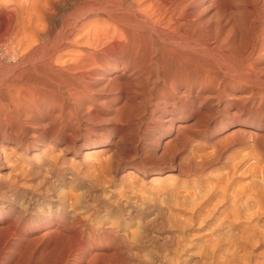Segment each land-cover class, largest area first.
<instances>
[{"label": "bare ground", "instance_id": "bare-ground-1", "mask_svg": "<svg viewBox=\"0 0 264 264\" xmlns=\"http://www.w3.org/2000/svg\"><path fill=\"white\" fill-rule=\"evenodd\" d=\"M206 1L209 0H0V18L6 21V29H4L5 32L0 37V42L12 40L15 42L17 49H15L16 51L14 49L13 51L12 48L8 49L12 46V43L8 42L9 46L7 44H4L7 46H1V43L0 58L5 56L4 58L10 59L13 62L15 56L18 58L12 66L9 65L10 67H8L10 75L8 77L5 75V77H2L4 79L1 78L3 81L0 80V170L8 169L9 159L13 160L10 158L9 153L11 155L15 153H12V151L8 153L7 150L9 148L7 149V146L9 144L13 145L15 149H22L24 147V150H27V144L23 143L24 141H22L21 137L24 135L21 119H23V113L29 109V105L37 106L35 105L36 102L41 104L45 101H48V103L53 101L58 110L62 108L63 114L65 111H63L62 106L66 102L76 103L79 109H83L84 105L87 104H84V102L89 101L95 96L97 92L96 88H99V86L108 88L107 91L109 89L110 91H116L119 88H121L119 89L120 91H123L122 87L124 86L127 87V89L124 88L125 93L128 88L131 90V87L135 89L141 88L144 91H148L149 94L154 87L155 100H158V97L162 100L165 107L170 103V108L173 109L174 107L180 109L186 108L188 104L193 103L195 100L200 101V106L201 103L208 102V100H214L215 106H220L222 98H226L227 100H224L222 108L230 107L231 104L228 101L232 100L239 104L238 112L242 111L243 104L246 103V95L244 92L242 93L244 90L242 84L246 85L248 83L246 82L249 79L248 75H250L248 73L249 71H254L255 67H253V64L255 62L253 58L260 50L258 48H260L262 41H264L263 29L259 26L255 27L257 23L253 24V21L251 22L250 20L249 30H247L249 38L246 40V37L244 38L243 36L248 42L246 44V41L241 40V43L244 41L245 45L237 50V46L235 47V37L238 36H235L236 33L233 35V33L238 23L234 25L235 27L231 25L235 28H233V33L231 27L230 30L224 31V29L222 30L218 27L216 29V26L212 29L201 23V18L199 17L204 14L197 15L196 8ZM234 3L232 4L234 5ZM217 4L219 6L220 0ZM229 4L231 7V3ZM259 4L264 9V0H253V5L250 9L248 8L249 11L254 13L257 10H261V7H256ZM237 5L240 6L241 4ZM241 7L240 11H242ZM243 11L246 14V9ZM201 13L205 12L201 11ZM222 13L220 16L223 18L222 15L225 12ZM263 13L259 14L263 16ZM234 15L231 16L230 14L229 19L231 20L230 17L233 18ZM215 16L217 17L218 15L215 14ZM224 16L226 15L224 14ZM237 20L234 19L235 22ZM225 22L223 27H225ZM230 22L227 23L230 24ZM210 24L213 25L211 22ZM237 28L239 29V26ZM243 29L242 35H247L246 26ZM246 45L248 46V50H246ZM18 50L20 51L19 57L17 56ZM261 51L264 50L261 48ZM2 53L5 55H2ZM258 64L257 67H259ZM255 73L257 72L255 71ZM246 75L248 79H246ZM251 75L253 76V74ZM255 78L258 77L255 76ZM228 88L239 93H229L227 92ZM110 91L109 93L107 92L108 95L111 94ZM106 94L104 92V95ZM116 98H119V94ZM141 103H143V100ZM8 105L12 110L8 109ZM130 108L123 112H127V114L132 113L134 117L133 112L135 111H132V109V112H130ZM65 109L66 107H64ZM87 109L85 107V112ZM122 109H125V107ZM71 110L69 109V113ZM102 111L103 109L100 112ZM123 112L120 113V116H122ZM80 114H83V112ZM129 115L131 117V114ZM230 116L233 117L234 113ZM24 120H27V118H24ZM168 121H170V128L175 131V139L166 140L162 144V147L158 145L153 152L154 154H165L168 152L165 156L172 161L178 151L176 148L174 150L173 148L171 149V145L174 147L176 144H179L178 148L180 145L184 146V143L190 142L191 132L187 131L191 129L188 127L186 131V128L182 125L175 126L172 120ZM77 128L74 127V129ZM83 129L85 128L83 127ZM201 129L199 130L201 131ZM241 132L244 133L243 129L238 126L229 134L227 133L228 135L223 136L224 138L221 137L222 142L220 143L226 141L224 143L228 144V140L229 142L235 141V137L236 141H238L239 138L237 137L241 135ZM28 135V138H30L32 134ZM35 136L37 137V135ZM31 138L33 139L34 137ZM122 140L119 139L114 145H111L116 146L117 150H121L123 148L120 149ZM40 145L42 144L40 143ZM228 147L230 145L226 148ZM90 149L92 148L83 150L82 155H86ZM12 150L14 149L12 148ZM112 152H115V150ZM111 156H108V158H113ZM84 158L87 157L84 156ZM131 158L132 156L130 157V161L132 160ZM107 159L106 161H108ZM101 161L103 160L101 159ZM52 163L54 162L52 161ZM97 163L99 164V161ZM102 163L99 165H103ZM104 164L107 165V163ZM128 165L129 170L139 172L142 176L146 174L140 163L132 160ZM29 168H24L27 170V173L30 171ZM63 168L48 165L47 174H49L51 182L49 180L46 184L51 190L55 187L54 183L59 184V186L63 184L71 185L74 194L79 192L76 195L73 194L75 201H72V203L74 204L77 200L78 203L75 204L82 212L77 211L72 204L69 206V209L66 208L64 206L66 200H63L62 194H60L62 192L59 191L57 194L59 193L62 198L59 199V202H57L55 196L50 194L54 197L52 201L57 204L53 206L52 211H47L42 215L33 213L36 203L40 202L42 193H44V191L40 192L36 188L33 191L35 181L33 180V187L30 186L31 189L33 188L32 191H28L25 189L26 185L22 188L23 185L20 187L18 183L19 186H17L15 180L6 181L5 179H0V264L190 263L191 260L185 262V260H182V257V259L180 257H176L175 259L169 257L173 236L165 228L163 221L164 209H155L150 206L151 204L148 205L147 202L141 209H137L132 206L133 204L128 203V200L125 202L127 205L124 204L127 207L121 205V201L119 203L116 202V204H110L108 199L107 202L100 197V192L96 190L97 186L95 188L92 184L96 182L92 177L88 179L90 182H85L82 179L86 177V174H82L84 176L82 178L77 175L79 171L74 170L75 167L73 170L69 169V167V172L62 170ZM97 170L100 172L99 169ZM21 171L23 175V170ZM103 171L105 170L101 169V172ZM11 172L14 173V169ZM24 172L26 171L24 170ZM32 172L30 173L33 177ZM47 174L46 178L48 177ZM13 175H15L14 177L17 176L15 173ZM28 175L26 176L27 178ZM41 176L43 177V175ZM110 177L112 178V175ZM6 179L10 178L7 177ZM29 180L28 183L30 184L31 181L29 182ZM36 186L39 189V187L44 185L38 186L37 184ZM71 186L69 187L71 188ZM61 187V191L66 189L63 186ZM49 189L48 192L45 189V192L48 194ZM54 191L56 192L57 190L55 189ZM68 193L71 194L70 191ZM50 195L48 196L50 197ZM59 195L56 198H59ZM65 195H67V192L63 195L64 199H66ZM102 196H104V193ZM68 197L70 198L72 195H68ZM105 198L107 197L105 196ZM159 208H162V206H159ZM133 222L136 223V228H132ZM197 262L196 260H192L191 264H198L199 262Z\"/></svg>", "mask_w": 264, "mask_h": 264}, {"label": "rangeland", "instance_id": "rangeland-1", "mask_svg": "<svg viewBox=\"0 0 264 264\" xmlns=\"http://www.w3.org/2000/svg\"><path fill=\"white\" fill-rule=\"evenodd\" d=\"M229 1L230 0H220L219 6H217L219 0H216V3L215 0H213V2L212 0L206 1L204 2V4L202 3L201 6L199 5V8H196V13L198 12L197 15L204 14L202 16L199 15L201 16L199 17L201 18V23L204 26L211 27L212 29H214L216 26V29L218 27L219 29L228 31V29L230 30V27L233 29L235 27L234 25L238 23L237 25L239 26V29L237 28L238 26H236L235 28L237 29V31L234 28L235 31L233 29L232 33L234 31L233 35L236 33L235 36H238L235 37V47L237 46L236 49L239 50L242 48L241 46L245 45L244 41L249 38V32L247 30H249V23H251L252 21L253 24L257 23L255 27H262V34L264 35V24H262L264 22V15H261L264 9L259 4L256 7H261L260 9L262 11L257 10L258 12L260 11L259 13L261 14H259L257 11L253 13L249 11L251 6L253 5V0ZM229 3H231V7ZM232 3H234V5ZM237 4L241 5L239 6ZM240 7L242 11L239 10ZM205 8L207 11L205 10ZM243 8L246 9V14L243 13ZM219 10L221 11L219 12ZM201 11L205 13H201ZM226 11L230 13L227 14L228 12L226 13ZM222 12H225L224 14L227 17L224 16ZM214 13L218 16L216 17ZM221 13L223 14V18L220 16ZM233 13H236V15H234ZM230 14L231 16L234 15V19L237 20L238 18V20L240 21L237 20V22H235L234 19L230 17L234 22L233 23L229 19ZM237 14L240 17L242 16V18L240 19ZM227 19H229L231 22ZM246 19H248L249 21H246ZM255 19H257L258 21ZM219 20L224 21L221 22ZM225 21L230 22V24ZM5 22L6 21L3 18H0V37L5 32ZM210 22L213 25H211ZM224 22L225 27H223ZM231 25L234 27H232ZM245 26L247 35H242L244 32L243 28H245ZM238 30L240 31L238 32ZM243 36L244 38L246 37V40L243 38ZM241 40H244L242 41V43L244 44L241 43ZM8 42L10 44L12 43V46L7 48L9 50L10 48H12V50H15L16 44L12 40H9L7 42H0V45L2 43L1 46H3L4 44H7L9 46L10 44ZM247 42L248 41H246V44ZM263 44L264 41H262L260 48H258L260 49L258 53L254 55L253 59L255 63L253 64V67L255 68H252L254 71H249V79L246 75V79H248L246 80V82H248L246 83V85H248L246 86L242 84V87L244 89L242 93L244 92V94L246 95V103H244L245 105L243 104L242 111L240 112H238L239 104L235 103L236 101L232 100L228 101L231 104L230 107L227 106L225 109L222 108L224 100H227L226 98H222V103L220 106H215L214 100H208V102L206 101L204 103H201V106L204 105L201 107L199 103L200 101L198 102V100H195L193 103L188 104V108L186 107L180 109L178 107H174L173 109L170 108V103L168 104L169 106L167 105L165 107L161 99L157 97L158 100H155L156 96L154 95V87L150 94L148 91H144L141 88L135 89L131 87V90H129V88L128 90H126V95L124 88L127 89V87L124 86L122 87L123 91L119 90L121 88L116 90L117 93L113 90L115 94L109 89L112 95H108V88L106 89L99 86V88H96L97 92L93 97L95 100L92 98L93 100L90 99L89 101L84 102V104H87H83V109H79V106H77L76 103H64V105L62 106L63 111H65L64 114L62 112V108L61 110H58L53 101H50V103H48V101H45L41 104L36 102L37 104L35 103V105L37 106L32 105L34 107L29 105V109L27 110V112L23 113V119H21L23 126L22 131L24 134L21 137L22 141H24L23 143L27 144V150L25 151L24 147L22 149H15L11 144L7 146V149H11L7 150L8 153L11 151L12 153H15L12 155L11 153H9L10 158L13 159H9V162L11 161L10 163H12L13 165H10V163L8 162V169L0 170V179H5L6 181L15 180L17 186L20 185L21 187L23 185L22 188H24V186L26 185L27 188L25 187V189H27L28 191H32L33 188L31 189L30 186H32L35 181L33 191L36 188V190L40 192L44 191L45 195L44 193H42V200L40 199V202L36 203L33 213L42 215L47 211H52L53 206L57 205L54 201H52L54 200V197H52V195L55 196L57 202L60 201L59 199L63 198V200H66L65 202L70 203L68 204L64 202V206L66 208L69 209V206H71L72 204V206L76 208L77 211L82 212L75 204L78 203L77 200L74 204L72 203V201H75V198L73 197L74 193L71 185L63 184L59 186V184L54 183L55 187L52 186L53 189L51 190V188L49 187V189L48 185L46 184V182L50 180V176H48L49 174H47L48 165H54L57 168L64 167L62 169L64 171H68L69 169L73 170L75 167L74 170L79 171V173L77 174L79 177L83 178L84 176L82 174H86L85 176L88 177H85L82 180L87 182L89 181V177H92V179L96 181L95 183L91 182L94 187L96 188L97 186V188H100L101 186L100 189L96 188V190L100 192H98L100 197H102V199H105L106 201L108 199V201H110V204H116V202L119 203L121 201V205H124L128 200V203L130 202V204H133L132 206L137 209H141L146 204V202L148 205L151 204L150 206L154 207L155 209H164L163 221L165 223V228L167 232H169L173 236L172 247L170 248L169 252V257L171 259L182 257L183 259H181L185 260V262H188V260H196V262H199H197L198 264H264V51H261V48L262 50H264ZM246 50H248V46ZM3 54L4 53H2V55ZM17 54V56L19 57V50L17 51ZM4 57L0 58V80L4 79L2 77H5V75L6 77L10 75V73H8V67L12 66L15 61L18 60L16 56L14 62ZM256 58L258 61L256 60ZM255 64L256 66H254ZM257 64L259 67H257ZM255 71L257 73H255ZM251 74H253V76ZM254 75L258 78H255ZM99 89H102L103 93L102 90H100V92ZM134 91L136 92L134 93ZM233 91L229 89L227 92L233 94L239 93L238 91ZM104 92L105 94L107 92L108 93L104 95ZM98 93L101 94L99 95ZM128 93L132 95H129ZM118 94L119 98L117 99L116 97ZM142 100L144 104L141 103ZM156 104L158 105L156 106ZM210 104H212L213 106ZM106 105H108V110L106 108ZM64 107H66L65 110ZM85 107L86 109L89 107L90 108L85 112ZM123 107H125V109H122ZM127 107L130 108V112L135 111L133 112L134 117L132 116V113L128 112L129 114H131L130 117L127 112H123L129 109H127ZM8 109L12 110L9 105ZM69 109H72L70 112L71 114L69 113ZM102 109L103 111L100 112ZM82 112L83 114H80ZM112 112L115 113L113 114ZM118 112H123L122 116H120V113L118 114ZM233 113L236 118L234 116H230L233 115ZM68 114L70 115V117ZM112 114L114 117L112 116ZM204 115H206L207 117ZM24 118H27V120H24ZM53 118L55 119L53 120ZM74 118L77 119L75 120ZM168 120H172L175 126L182 125L186 128V131L188 130V127L189 129H191L187 132H191L190 138L192 140L190 139V142L187 141V144L184 143L185 147L183 145V147L180 145L179 147H181V149L179 147L177 148L179 144H176L174 147L173 145H171V149L173 148L174 150L176 148V150L178 151V153L175 152V161H170L168 158H166L165 154L168 152H166L165 154L163 153L164 155L161 153L154 154L153 152L158 145H161L160 147H162V144L166 140L172 138L175 139V131L170 128V121ZM25 123L27 124V126ZM72 126H74L75 128L78 127V130L74 129V127ZM238 126L243 129L244 133H246L244 134L241 132V135H243H240L241 137H237L239 138L238 141H236V137L235 141L233 140L232 142H229L228 140V144L224 143L226 141H223L224 145L226 144V146L223 145L225 147L224 149V147L221 146V144L223 143H220L222 142V138H224L223 136L228 135L233 131V129L237 128ZM83 127L85 129H83ZM23 128L25 129V131ZM199 129H201V131ZM28 134H32L31 137H34L35 139H32L31 137L28 138ZM35 135H37V137ZM51 137L53 138L51 139ZM84 138L87 139L84 140ZM119 139H123L120 149L122 147L123 148L121 150L118 149L120 152L117 150L116 146L114 147L111 145H114V143ZM27 141L29 142L27 143ZM38 141L42 145H40ZM34 144L36 145L34 146ZM68 145H70L71 148L68 147ZM229 145L230 147L226 148ZM75 147L77 150L75 149ZM220 147L221 149L223 147V149L221 150ZM12 148L14 150H12ZM65 148L68 150H66ZM87 148H92L86 155H84L89 159L84 158V156L82 155L83 150ZM114 150L115 152H117H112ZM107 155L109 157L111 155H114L115 157L113 156V158H108ZM131 156V159L133 161L141 164V167L146 173L144 176H142L139 172L128 169V164L132 161H130ZM101 159L103 161H101ZM106 159L108 161H106ZM97 160L99 161V164L103 162V165H99L97 163ZM52 161L54 163H52ZM104 163H107V165H105ZM96 165L98 166V168ZM26 166L28 168L30 167V171L28 170L29 173L33 171V177L37 176L36 179L35 177L33 178L31 176V173H27L26 169L28 168ZM107 166L109 167L107 168ZM13 169L15 171L14 173L17 175L16 177H14V173L11 172L13 171ZM20 169L23 170V173L25 175H22V171ZM96 169H99L100 172L98 170L96 171ZM101 169L105 171L101 172ZM24 170L26 172H24ZM46 174L48 176L47 178ZM27 175L28 178L26 177ZM41 175H43V177ZM111 175L112 178L110 177ZM29 176H31L32 179L31 177L29 178ZM7 177L10 179H6ZM28 180L29 182L31 181V185L28 183ZM25 181L27 184L25 183ZM49 182H51V180ZM37 184L38 186L44 185L45 187L41 186L39 187V190L37 189ZM61 186L66 189H63V191H61ZM69 186H71V188ZM47 188L50 190L49 194L47 193ZM45 189L47 192H45ZM55 189L57 190L56 192L54 191ZM68 190L71 192V194L68 193ZM59 191L62 192L60 193L62 194V196L59 195V193L57 194V192ZM66 192V199H64L63 195ZM77 193L79 192H76L74 195H76ZM101 193L102 195L104 193V196H102ZM48 195H50V197L52 198H50ZM58 195L59 198H56ZM68 195H72V197L69 198ZM105 196L107 198H105ZM72 198L73 200H71ZM125 205H127V203ZM159 206H162V208H159ZM135 226L136 223L133 222L132 228H136ZM191 261L189 264H191Z\"/></svg>", "mask_w": 264, "mask_h": 264}]
</instances>
